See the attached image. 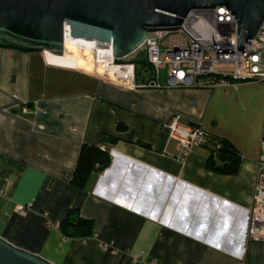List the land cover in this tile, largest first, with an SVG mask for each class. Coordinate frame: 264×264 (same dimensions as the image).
I'll use <instances>...</instances> for the list:
<instances>
[{"label":"crops","instance_id":"1","mask_svg":"<svg viewBox=\"0 0 264 264\" xmlns=\"http://www.w3.org/2000/svg\"><path fill=\"white\" fill-rule=\"evenodd\" d=\"M133 69L0 47V236L54 264H141L139 252L157 264H264V243L248 237L264 83L152 89L130 83ZM173 117L202 125L207 142L185 156ZM219 140L241 160L235 175L207 168ZM85 144L111 159L79 189ZM74 209L92 237L61 234Z\"/></svg>","mask_w":264,"mask_h":264},{"label":"water","instance_id":"2","mask_svg":"<svg viewBox=\"0 0 264 264\" xmlns=\"http://www.w3.org/2000/svg\"><path fill=\"white\" fill-rule=\"evenodd\" d=\"M226 8L236 20L244 51L264 22V0H0V39L56 56L65 53V31L85 42L110 45L125 60L149 34L177 32L194 10ZM0 264H54L0 236Z\"/></svg>","mask_w":264,"mask_h":264},{"label":"built area","instance_id":"3","mask_svg":"<svg viewBox=\"0 0 264 264\" xmlns=\"http://www.w3.org/2000/svg\"><path fill=\"white\" fill-rule=\"evenodd\" d=\"M174 33H179L182 38L169 43H165V39L171 32L157 31L149 34L140 51L146 53L151 69L137 77L133 65L129 80L131 84L139 83V87L152 89H212L230 81L264 83V22L244 51L237 48L236 20L226 8L194 10L184 19L180 30ZM166 127L185 156L205 144L209 138L202 125L183 123L179 117L171 118ZM261 149L248 237L251 241L264 243V128ZM25 210L22 206L17 209L18 212ZM102 248L108 253L117 252L110 244H103ZM143 257V252H139L134 262L157 264L156 260L144 261Z\"/></svg>","mask_w":264,"mask_h":264},{"label":"trees","instance_id":"4","mask_svg":"<svg viewBox=\"0 0 264 264\" xmlns=\"http://www.w3.org/2000/svg\"><path fill=\"white\" fill-rule=\"evenodd\" d=\"M0 47L11 48L22 51H42L41 49L24 48L6 40L0 39ZM107 57V56H106ZM112 61L113 57L108 56ZM105 57H99L95 59H104ZM85 59V58H83ZM91 60V59H88ZM124 60H115V64H125ZM127 64H133L136 68L137 77L142 72H149L150 65L146 59V53L144 51H138L137 56ZM115 143L116 140L106 138L103 142ZM218 144L220 148L215 150L218 152L217 159L214 155H210L207 163V168L210 171L223 175H235L237 174L241 160L237 157L236 153L232 150V145L225 140H219ZM110 154L107 151H103L101 146L83 145L79 156V161L75 175L73 178V185L79 189L85 188L89 177L96 171H102L110 163ZM221 163L218 165L217 161ZM61 234L65 238L71 239H88L94 235L93 222L91 220L84 219L80 216L78 209L69 210L66 218L59 224Z\"/></svg>","mask_w":264,"mask_h":264},{"label":"bare ground","instance_id":"5","mask_svg":"<svg viewBox=\"0 0 264 264\" xmlns=\"http://www.w3.org/2000/svg\"><path fill=\"white\" fill-rule=\"evenodd\" d=\"M105 56L113 57L110 45H102L77 40L73 38L70 28L67 27L65 39V53L62 56L57 57L95 59Z\"/></svg>","mask_w":264,"mask_h":264},{"label":"rangeland","instance_id":"6","mask_svg":"<svg viewBox=\"0 0 264 264\" xmlns=\"http://www.w3.org/2000/svg\"><path fill=\"white\" fill-rule=\"evenodd\" d=\"M182 36L179 35V33H171L169 34L166 39H165V43H169V42H172L174 40H178V39H181ZM138 52L128 58H126L124 61L126 62L125 64H116L118 66H127V65H130V64H127V62H131L136 56H137Z\"/></svg>","mask_w":264,"mask_h":264}]
</instances>
